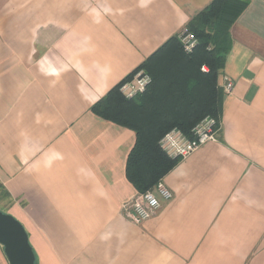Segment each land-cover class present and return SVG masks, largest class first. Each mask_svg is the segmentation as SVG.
<instances>
[{
	"label": "crops",
	"instance_id": "crops-1",
	"mask_svg": "<svg viewBox=\"0 0 264 264\" xmlns=\"http://www.w3.org/2000/svg\"><path fill=\"white\" fill-rule=\"evenodd\" d=\"M212 1L0 0V204L37 264H264V0L231 28L218 141L162 178L173 197L141 224L136 133L92 111Z\"/></svg>",
	"mask_w": 264,
	"mask_h": 264
},
{
	"label": "trees",
	"instance_id": "trees-1",
	"mask_svg": "<svg viewBox=\"0 0 264 264\" xmlns=\"http://www.w3.org/2000/svg\"><path fill=\"white\" fill-rule=\"evenodd\" d=\"M248 5L249 0H213L186 26L198 39L192 52L184 50L180 34L172 36L92 106L96 115L136 133L126 176L139 192L152 189L180 161L162 150L159 141L166 133L179 128L191 136L207 116L221 122L224 90L218 78L231 49V28ZM139 69L152 83L143 94L126 98L121 85Z\"/></svg>",
	"mask_w": 264,
	"mask_h": 264
},
{
	"label": "built area",
	"instance_id": "built-area-1",
	"mask_svg": "<svg viewBox=\"0 0 264 264\" xmlns=\"http://www.w3.org/2000/svg\"><path fill=\"white\" fill-rule=\"evenodd\" d=\"M180 40L186 52L190 53L196 47L198 41L192 33H187L185 28L180 33ZM152 83V76L144 69L138 70L132 78L124 81L121 92L126 98H134L143 94ZM234 82L229 76H224V88L231 92ZM221 123L212 116L202 119L192 129L191 136L186 135L179 128H174L166 133L160 140L162 150L170 157L184 159L205 144L217 142ZM157 193L165 200L173 197L172 192L161 179L152 189L139 192L132 202L126 206V215L137 224H141L154 216L162 207Z\"/></svg>",
	"mask_w": 264,
	"mask_h": 264
},
{
	"label": "water",
	"instance_id": "water-1",
	"mask_svg": "<svg viewBox=\"0 0 264 264\" xmlns=\"http://www.w3.org/2000/svg\"><path fill=\"white\" fill-rule=\"evenodd\" d=\"M0 244L10 264H36V255L24 225L0 210Z\"/></svg>",
	"mask_w": 264,
	"mask_h": 264
},
{
	"label": "rangeland",
	"instance_id": "rangeland-1",
	"mask_svg": "<svg viewBox=\"0 0 264 264\" xmlns=\"http://www.w3.org/2000/svg\"><path fill=\"white\" fill-rule=\"evenodd\" d=\"M187 33H192L194 36H195V34L193 33V32H191V31H188L187 30ZM195 38L197 39V37L195 36ZM197 41H198V39H197ZM198 44V43H197ZM1 195H2V192H1V190H0V200L1 199H4V198H1ZM3 207H2V205L0 204V210L2 209Z\"/></svg>",
	"mask_w": 264,
	"mask_h": 264
}]
</instances>
